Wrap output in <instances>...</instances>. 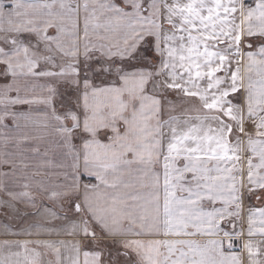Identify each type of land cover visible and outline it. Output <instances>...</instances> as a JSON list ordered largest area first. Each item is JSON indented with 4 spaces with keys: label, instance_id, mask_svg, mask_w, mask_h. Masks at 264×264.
<instances>
[{
    "label": "snow or ice",
    "instance_id": "snow-or-ice-1",
    "mask_svg": "<svg viewBox=\"0 0 264 264\" xmlns=\"http://www.w3.org/2000/svg\"><path fill=\"white\" fill-rule=\"evenodd\" d=\"M0 264H264V0H0Z\"/></svg>",
    "mask_w": 264,
    "mask_h": 264
},
{
    "label": "rangeland",
    "instance_id": "rangeland-1",
    "mask_svg": "<svg viewBox=\"0 0 264 264\" xmlns=\"http://www.w3.org/2000/svg\"><path fill=\"white\" fill-rule=\"evenodd\" d=\"M0 212H2V210H0Z\"/></svg>",
    "mask_w": 264,
    "mask_h": 264
}]
</instances>
